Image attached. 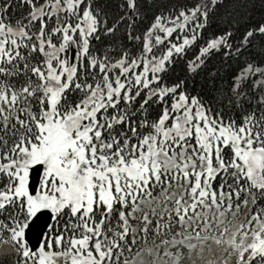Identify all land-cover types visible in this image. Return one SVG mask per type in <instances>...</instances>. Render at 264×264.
I'll use <instances>...</instances> for the list:
<instances>
[{
	"label": "snow or ice",
	"instance_id": "snow-or-ice-1",
	"mask_svg": "<svg viewBox=\"0 0 264 264\" xmlns=\"http://www.w3.org/2000/svg\"><path fill=\"white\" fill-rule=\"evenodd\" d=\"M260 4L0 0V264H264Z\"/></svg>",
	"mask_w": 264,
	"mask_h": 264
},
{
	"label": "trees",
	"instance_id": "trees-1",
	"mask_svg": "<svg viewBox=\"0 0 264 264\" xmlns=\"http://www.w3.org/2000/svg\"><path fill=\"white\" fill-rule=\"evenodd\" d=\"M156 3L158 4H163L168 7L176 6L179 7L183 4L189 3V0H155ZM228 3L233 2V0H227ZM236 3L240 4L241 0H235ZM108 3L111 5L112 9L115 10V4L117 3V0H108ZM242 5H247L248 10L252 11L254 14L258 15L260 13L261 9V4L260 0H242ZM241 10H243V6L241 7ZM24 9L22 8H17L16 9V15L19 16ZM217 61H213V64H216ZM173 76L175 75H181L183 76V72L181 71V66H176V72L172 74ZM195 81H200L201 77H195Z\"/></svg>",
	"mask_w": 264,
	"mask_h": 264
}]
</instances>
